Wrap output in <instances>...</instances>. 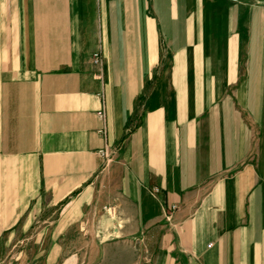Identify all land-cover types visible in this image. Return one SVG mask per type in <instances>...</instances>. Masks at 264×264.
<instances>
[{"label": "crops", "instance_id": "crops-1", "mask_svg": "<svg viewBox=\"0 0 264 264\" xmlns=\"http://www.w3.org/2000/svg\"><path fill=\"white\" fill-rule=\"evenodd\" d=\"M13 239L264 264V0H0V263Z\"/></svg>", "mask_w": 264, "mask_h": 264}, {"label": "rangeland", "instance_id": "rangeland-1", "mask_svg": "<svg viewBox=\"0 0 264 264\" xmlns=\"http://www.w3.org/2000/svg\"><path fill=\"white\" fill-rule=\"evenodd\" d=\"M42 241L44 240H40V243L36 245L35 239L11 240V242L7 245L5 254L2 256L0 264H45L49 258H47L45 251L42 252V254H38L41 248L46 250V248L43 247L44 244ZM59 241L66 243V240ZM47 242H49V240H47Z\"/></svg>", "mask_w": 264, "mask_h": 264}, {"label": "built area", "instance_id": "built-area-1", "mask_svg": "<svg viewBox=\"0 0 264 264\" xmlns=\"http://www.w3.org/2000/svg\"><path fill=\"white\" fill-rule=\"evenodd\" d=\"M93 63L95 65H100L101 62H100V56H99V53H94L93 54ZM97 77H100V72L98 73ZM96 115L97 117L102 120V122L104 121V117H105V114H104V110L103 108H101L100 110H98L96 112ZM101 132H103V130H101ZM99 154L104 157L106 163L109 162L111 160V155H112V152L108 151L107 148H104L102 150L99 151ZM152 192L153 193H157L158 192V189L157 188H153L152 189Z\"/></svg>", "mask_w": 264, "mask_h": 264}]
</instances>
